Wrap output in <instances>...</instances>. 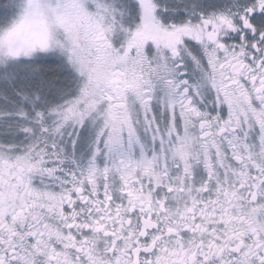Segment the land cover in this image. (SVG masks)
Here are the masks:
<instances>
[{"label":"snow or ice","instance_id":"1","mask_svg":"<svg viewBox=\"0 0 264 264\" xmlns=\"http://www.w3.org/2000/svg\"><path fill=\"white\" fill-rule=\"evenodd\" d=\"M0 264H264V0H0Z\"/></svg>","mask_w":264,"mask_h":264}]
</instances>
